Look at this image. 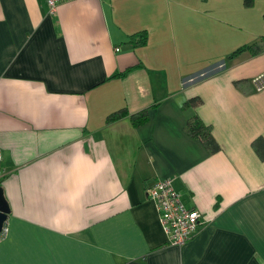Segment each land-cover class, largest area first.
Segmentation results:
<instances>
[{
  "label": "crops",
  "instance_id": "1",
  "mask_svg": "<svg viewBox=\"0 0 264 264\" xmlns=\"http://www.w3.org/2000/svg\"><path fill=\"white\" fill-rule=\"evenodd\" d=\"M58 6L0 0V264H264V0ZM166 178L201 214L183 245Z\"/></svg>",
  "mask_w": 264,
  "mask_h": 264
},
{
  "label": "built area",
  "instance_id": "2",
  "mask_svg": "<svg viewBox=\"0 0 264 264\" xmlns=\"http://www.w3.org/2000/svg\"><path fill=\"white\" fill-rule=\"evenodd\" d=\"M66 1L69 0H47L49 12L55 14L58 5ZM118 50L119 48H117ZM252 83L257 91H264V72L255 76ZM172 183V178L158 180L149 188V193L150 197L154 198L158 204L160 221L169 235L171 244L183 245L196 233L201 222V214L198 210L185 207L180 192L175 189ZM6 232L7 228L4 227L1 233L5 234Z\"/></svg>",
  "mask_w": 264,
  "mask_h": 264
},
{
  "label": "trees",
  "instance_id": "3",
  "mask_svg": "<svg viewBox=\"0 0 264 264\" xmlns=\"http://www.w3.org/2000/svg\"><path fill=\"white\" fill-rule=\"evenodd\" d=\"M256 0H244V5H246L247 7H251L254 5ZM263 19H264V12H263ZM264 22V21H263ZM143 41V40H142ZM252 48V47H250ZM246 49L245 46H240L238 49L235 50L234 53H238L241 51H244ZM196 100V98H194ZM193 101V99L189 100L188 102ZM124 113H115V114H111L108 118V120H116L119 117H122ZM147 119V116L143 117V116H137L134 117V125H140L141 123H144V121ZM196 121H193V124H191L190 127V131L192 132V134L196 135V136H202L203 140L206 143V146L209 148V150H211V152H216L220 149V146L218 145V142L216 141V139L213 137V135L211 134V129L209 126H207L206 124H204L203 122H200V120L198 118H195ZM262 143V139H257L254 141V146L256 148H260Z\"/></svg>",
  "mask_w": 264,
  "mask_h": 264
},
{
  "label": "water",
  "instance_id": "4",
  "mask_svg": "<svg viewBox=\"0 0 264 264\" xmlns=\"http://www.w3.org/2000/svg\"><path fill=\"white\" fill-rule=\"evenodd\" d=\"M2 190H3L2 187H0V233L2 232L4 228L3 226L7 222V218H8L7 214H9L10 212L9 206L6 203L7 201L4 197Z\"/></svg>",
  "mask_w": 264,
  "mask_h": 264
}]
</instances>
